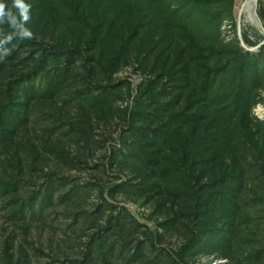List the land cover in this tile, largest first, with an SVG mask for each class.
<instances>
[{
	"label": "rangeland",
	"instance_id": "obj_1",
	"mask_svg": "<svg viewBox=\"0 0 264 264\" xmlns=\"http://www.w3.org/2000/svg\"><path fill=\"white\" fill-rule=\"evenodd\" d=\"M136 1L39 0L43 14L26 16L21 36L56 51L85 49L96 40L97 56L105 54L90 79L77 54L69 69L65 56L50 58L28 81L23 75L43 52L20 48L11 34L0 33V104L9 95L14 102L11 132L0 134V264H182L175 253L188 264H264V257L254 259L264 250L260 0H198V5L153 0L143 10L132 6ZM29 3L0 0L2 21L16 20ZM247 4L256 5L249 17L243 13ZM183 8L179 18L167 12ZM243 33L254 46L245 43ZM181 48V64L174 65ZM241 50L261 57L260 85L244 115L231 99L209 103L227 88L228 73L206 94L184 87L185 67L195 77L211 68H231ZM155 79L158 88L179 87L175 111L184 117L211 114L232 123L237 129L228 137L232 144L222 137L209 150L208 144L199 147V139L209 134L208 120L202 119L180 125L168 143L152 139L135 148L143 139L130 130L127 109H133L134 98L145 103L151 97L144 91ZM227 105L230 109L221 111ZM158 115L156 127L165 123ZM188 120L194 123L189 118L181 123ZM225 174L231 177L219 185ZM193 187H205L230 210L228 218L221 217L232 228L226 259L189 246L201 223L194 214Z\"/></svg>",
	"mask_w": 264,
	"mask_h": 264
},
{
	"label": "trees",
	"instance_id": "obj_2",
	"mask_svg": "<svg viewBox=\"0 0 264 264\" xmlns=\"http://www.w3.org/2000/svg\"><path fill=\"white\" fill-rule=\"evenodd\" d=\"M102 0H94V3L101 2ZM182 1H188L189 4L196 3L198 5V0H182ZM119 2V1H118ZM117 2V4H118ZM153 0L151 2H148L147 0H138L136 2H133L132 6L140 7L143 10V4H153ZM131 6V4H130ZM150 7V6H149ZM138 9L140 11L141 9ZM153 8V7H150ZM196 8V7H195ZM129 9V7H128ZM133 9H137L136 7H133ZM169 9V6L166 8ZM188 11H191L189 8H187ZM42 10V5H40L39 0H31V3L27 4V9H24L23 13L20 15H17V19L14 21H9L7 23H4L0 17V33H9L11 34L10 40L17 44L20 48H33L35 52L42 51V55L37 59L34 67H32V70L28 72V74L23 75L28 81L31 80V77L35 74H38V72L41 70L44 66V64L47 63V61L50 58H62L65 56L66 60V66L69 69L72 64L75 63V55L79 54V58H82V60L85 62V67L87 68L88 73V79L92 78L94 76V73L96 71V67L99 65H102L101 58H103V55L105 54L104 51L102 53V57L99 55L97 56V42L96 40L89 43L85 49H81L80 47L76 49H72L70 51L64 52V51H56L53 48L47 47L46 44L37 41L35 38H30L28 36H21V31L26 25V16H30V13L32 12H38ZM184 8L182 10L177 9L172 12L167 10L169 14H172L176 18L180 17L181 12H183ZM3 12V11H1ZM39 13H37L39 15ZM161 13L164 14V11ZM43 14V13H40ZM259 18L264 23V4L262 0L259 1V10H258ZM206 26V25H204ZM22 37V38H21ZM243 38L246 44H249L250 46H254L255 44L252 43L247 35V33H243ZM264 40L263 35L258 36V43L262 42ZM104 42V41H102ZM100 42V43H102ZM264 47L260 48V52L263 51ZM180 56L178 57V61L174 65L181 64L180 59L182 55L185 52L184 48L180 49ZM14 57V56H13ZM264 59V57H262ZM236 59L235 65H233L231 68H211L208 69L207 72L204 74L200 73L199 75L190 76V72L188 73L185 67V73L183 74L182 81L185 82V84L188 82L187 85L184 87L189 88L192 86L199 87V89L204 93H208L213 88H215L218 85L219 80L222 78L223 74H227L226 78V89L223 91L215 94V98L211 99L209 101L210 104H216V105H222L224 103H227L230 99L232 101V104L235 106V111L239 113L245 114V110L248 107V103L250 98L252 97V92L256 88L259 87L260 83V77H261V57L259 55H253L252 53H243L241 50L239 53H237L236 57H234L233 60ZM110 60V58L108 59ZM184 72V71H183ZM177 73L174 72V69L171 71V80H176ZM195 78V79H194ZM224 84V81L222 80L221 86ZM158 81L155 79L151 81L144 91V96H151L146 100L145 103H141L139 101V98H134V107L131 110L130 108L127 109L128 114V126L130 127V130H134L136 134L140 138L143 139L140 143H135V148L141 149L143 146H145L143 143L144 141L150 143L154 140L159 139H165V141L168 143L170 139L172 138L173 134H176L177 128L182 124H198L197 122L201 121L202 119L208 120V123L206 124V132L209 133L208 137H202L199 139V142L197 145L199 147H203L206 144L207 150L210 148H213V145L220 142L222 137L227 138L226 145H231L232 141L231 138H228L229 136L233 137L234 133H237L236 127H233L232 123H224V119L218 118L215 116H212L209 114V116L212 118L209 120L210 117H205L203 115L194 114L192 117H184V113L176 112L175 106L176 102H178L177 96H175V92L179 88L178 86H171L169 84L164 85L162 87L159 86ZM100 89H105L107 87L98 85ZM183 86V85H181ZM220 86V87H221ZM225 86V85H224ZM182 87V88H184ZM115 88V87H114ZM143 87H141L142 89ZM158 90H157V89ZM32 89V87H31ZM133 89L131 87V84L129 85L128 93L129 96L132 97L133 95ZM14 102L12 99V96L9 95V98L7 100V103L0 104V134H6L11 132L12 124L10 123V119L8 116H13V106ZM206 106V105H205ZM208 106V105H207ZM141 107V108H140ZM231 106H225V108L221 111L229 110ZM150 111H149V109ZM207 108V107H206ZM209 109V106L208 108ZM190 110V109H189ZM205 111V110H204ZM203 111V112H204ZM206 112V111H205ZM218 112V111H217ZM155 113V115H154ZM159 113L158 116H163L164 122L163 124L159 125L158 127L155 126L154 116H156ZM162 113H165V115H161ZM169 114V115H168ZM152 116V117H151ZM192 119L194 123H191L190 120H188L187 123H181V121H186V119ZM142 122L141 124H144V126H138L137 123ZM233 127V128H232ZM13 132V131H12ZM123 145H126L127 143H122ZM155 144V143H154ZM209 147L208 149V146ZM150 146V145H148ZM230 178V175L225 174V177H222L219 181V185L222 186L224 182H228L226 179ZM199 179V177H198ZM235 180V178H234ZM199 182V180H197ZM196 183V186L199 183ZM220 193V192H218ZM217 193V194H218ZM100 194L102 197L105 195V190H100ZM213 192L208 193L207 190H205V187L197 188L193 187V195L195 199V206H194V214L200 218L201 223L197 225V229L195 230V233L193 234L189 246L194 250V252L199 253H208L213 251L215 254H217L221 258H228L227 250L230 248L231 245V235H232V228L231 224L225 220L222 222V218H228V208L226 207L223 202L217 203L216 199H213ZM216 194V196H217ZM4 196V195H3ZM230 204H233L231 201ZM220 213V216L218 215ZM151 242L155 244L157 241V236L152 233ZM174 257L179 260L182 264H188L183 259L182 254L175 253L173 254ZM260 257H264V250L258 253L256 256H254V259L257 261L260 260Z\"/></svg>",
	"mask_w": 264,
	"mask_h": 264
},
{
	"label": "bare ground",
	"instance_id": "obj_3",
	"mask_svg": "<svg viewBox=\"0 0 264 264\" xmlns=\"http://www.w3.org/2000/svg\"><path fill=\"white\" fill-rule=\"evenodd\" d=\"M259 0H255V2L257 3ZM249 3V2H248ZM254 4V3H253ZM253 4H247L245 7H244V11L243 13L247 14L248 17H249V14H251L254 10V7H256V5H253ZM255 11V10H254ZM252 15V14H251ZM257 20V19H256Z\"/></svg>",
	"mask_w": 264,
	"mask_h": 264
},
{
	"label": "water",
	"instance_id": "obj_4",
	"mask_svg": "<svg viewBox=\"0 0 264 264\" xmlns=\"http://www.w3.org/2000/svg\"><path fill=\"white\" fill-rule=\"evenodd\" d=\"M262 29H263V35H264V28L262 27ZM262 45H264V42L261 44V46H262Z\"/></svg>",
	"mask_w": 264,
	"mask_h": 264
}]
</instances>
